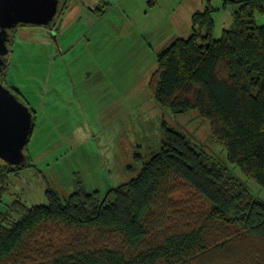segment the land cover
Instances as JSON below:
<instances>
[{
  "label": "trees",
  "instance_id": "trees-1",
  "mask_svg": "<svg viewBox=\"0 0 264 264\" xmlns=\"http://www.w3.org/2000/svg\"><path fill=\"white\" fill-rule=\"evenodd\" d=\"M61 1L55 16L66 7ZM223 1L232 7L229 27L213 37L214 8L207 2L192 14L191 33L157 53L149 87L173 113L194 111L207 119L227 162L264 188V24L254 20L264 0ZM108 4L94 10L104 12ZM162 128L160 148L105 194L77 181L67 197L48 188L45 204L13 199L0 209V264H264V199L189 137ZM26 148L25 165L32 163ZM18 167L0 165V203ZM179 184L205 209L176 206ZM46 223L75 234L44 246L32 238Z\"/></svg>",
  "mask_w": 264,
  "mask_h": 264
},
{
  "label": "rangeland",
  "instance_id": "rangeland-1",
  "mask_svg": "<svg viewBox=\"0 0 264 264\" xmlns=\"http://www.w3.org/2000/svg\"><path fill=\"white\" fill-rule=\"evenodd\" d=\"M103 1L66 0L51 26L15 28L3 77L34 110L26 148L32 163L9 175L0 209L13 199L27 206L45 204L48 188L67 197L77 181L87 191L105 194L134 177L141 161L160 148L162 123L189 137L252 195L264 199V188L227 162L207 119L194 111L173 113L149 87L157 53L191 33L192 14L209 2L212 34L219 38L231 23V5L223 0H105L104 12L94 10ZM254 20L264 24V10L255 11ZM172 197L176 206H206L185 184ZM74 234L63 224L46 223L32 239L47 246L67 242Z\"/></svg>",
  "mask_w": 264,
  "mask_h": 264
},
{
  "label": "water",
  "instance_id": "water-1",
  "mask_svg": "<svg viewBox=\"0 0 264 264\" xmlns=\"http://www.w3.org/2000/svg\"><path fill=\"white\" fill-rule=\"evenodd\" d=\"M60 0H0L1 56L7 53V29L19 24H48L55 18ZM33 127L32 113L9 89L0 84V158L9 165L25 163L23 149Z\"/></svg>",
  "mask_w": 264,
  "mask_h": 264
},
{
  "label": "flooded vegetation",
  "instance_id": "flooded-vegetation-1",
  "mask_svg": "<svg viewBox=\"0 0 264 264\" xmlns=\"http://www.w3.org/2000/svg\"><path fill=\"white\" fill-rule=\"evenodd\" d=\"M18 26V25H17ZM16 26V27H17ZM16 27H13V28H10V29H7L6 30V32H7V36H6V47H7V53H5V54H3L2 56H1V58L3 59V61H4V65L2 66V68H1V70H0V84L2 85V86H4V87H6L7 89H9V91L12 93V94H14L19 100H20V98H19V96H18V93H19V91L16 89V88H13L12 86H9V85H6L5 83H4V81H5V77H3V74L5 73V70H6V68H7V64H8V61H7V54L9 53V47H8V43H10L11 42V39H12V37H13V32H14V29L16 28ZM21 101V100H20ZM24 103V102H23ZM25 104V103H24ZM26 105V104H25ZM27 106V105H26ZM28 107V106H27ZM29 108V107H28ZM30 110V109H29Z\"/></svg>",
  "mask_w": 264,
  "mask_h": 264
}]
</instances>
